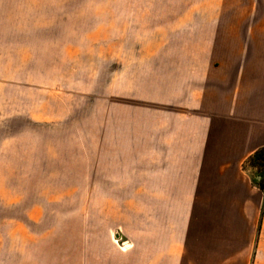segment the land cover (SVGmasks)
<instances>
[{"label":"rangeland","instance_id":"obj_1","mask_svg":"<svg viewBox=\"0 0 264 264\" xmlns=\"http://www.w3.org/2000/svg\"><path fill=\"white\" fill-rule=\"evenodd\" d=\"M257 1L262 0L242 4ZM240 2L5 0L0 21L9 27L6 36L20 38V44L4 45L5 56L17 54L21 71L36 65L41 104L48 94L44 85L52 83L55 98L61 92L55 84L63 81L70 141L69 170L63 173L68 188L56 192L55 181L40 177L36 225L30 234L18 230L0 237V264H110L107 240L120 253L132 250L131 238H140L146 215L201 211L167 204L171 190L158 188L157 170L161 179H172L173 159L159 158L156 145L142 150L139 144L144 134L155 138L172 132L174 76H188V55L200 52L205 23L216 38L242 20L231 8ZM45 65L53 69L49 77ZM28 79L21 77V83ZM42 110L38 106L39 115ZM244 169L254 183L259 175L264 179L257 157H250Z\"/></svg>","mask_w":264,"mask_h":264},{"label":"crops","instance_id":"obj_2","mask_svg":"<svg viewBox=\"0 0 264 264\" xmlns=\"http://www.w3.org/2000/svg\"><path fill=\"white\" fill-rule=\"evenodd\" d=\"M243 1L231 5L242 20L223 34L214 38L205 23L199 31L204 51L188 55V76H174L172 132L140 139L142 150L156 145L159 158L173 159L172 179L157 170L158 188L171 190L167 204L201 211L146 215L132 250L120 253L107 240L110 264H264V193L244 169L264 148V0L246 7ZM4 6L0 0L1 18ZM6 28L0 21V237L32 232L40 177L55 181L56 192L68 188L70 141L66 86L55 84L61 92L53 98L46 83L41 104L36 65L21 71L17 54L5 56L4 45L20 44ZM52 74L45 65V77ZM23 76L28 83H21ZM76 139L80 145V133Z\"/></svg>","mask_w":264,"mask_h":264},{"label":"trees","instance_id":"obj_3","mask_svg":"<svg viewBox=\"0 0 264 264\" xmlns=\"http://www.w3.org/2000/svg\"><path fill=\"white\" fill-rule=\"evenodd\" d=\"M264 148L258 150L253 156L258 158L259 165L264 167V155H259V152ZM252 157V156H251ZM257 187L264 193V179L262 175L257 176L255 181Z\"/></svg>","mask_w":264,"mask_h":264},{"label":"built area","instance_id":"obj_4","mask_svg":"<svg viewBox=\"0 0 264 264\" xmlns=\"http://www.w3.org/2000/svg\"><path fill=\"white\" fill-rule=\"evenodd\" d=\"M126 246H127V245H126ZM126 246H124V249H123L124 251H126V250L129 249V247H128V246L126 247ZM125 247H126V248H125Z\"/></svg>","mask_w":264,"mask_h":264}]
</instances>
